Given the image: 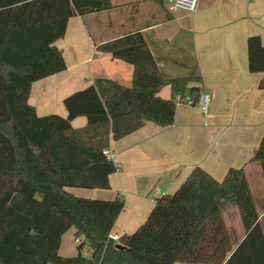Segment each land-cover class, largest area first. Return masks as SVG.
I'll use <instances>...</instances> for the list:
<instances>
[{
  "label": "trees",
  "instance_id": "1",
  "mask_svg": "<svg viewBox=\"0 0 264 264\" xmlns=\"http://www.w3.org/2000/svg\"><path fill=\"white\" fill-rule=\"evenodd\" d=\"M111 8L110 0H0V264H264V234L242 167H230L219 181L194 166L117 242L108 234L123 198L68 191L108 189L116 170L103 154L109 133L118 140L146 121L169 126L176 97L194 105L200 93L189 86L199 77L164 78L136 30L96 47L131 65L129 86L95 78L62 100L65 116L38 115L28 102L31 85L65 70L54 42L67 20ZM246 48L248 70L263 73L258 87L264 90L260 36H248ZM164 86L168 98L158 94ZM78 116L86 118L84 128L72 127ZM249 160L260 162L264 173V134ZM229 206L238 213L240 237L226 226ZM71 227L77 254L61 256V236ZM84 248L89 256L81 254Z\"/></svg>",
  "mask_w": 264,
  "mask_h": 264
},
{
  "label": "crops",
  "instance_id": "2",
  "mask_svg": "<svg viewBox=\"0 0 264 264\" xmlns=\"http://www.w3.org/2000/svg\"><path fill=\"white\" fill-rule=\"evenodd\" d=\"M110 1L109 10L67 20L64 36L54 42L65 60V70L31 85L28 102L38 115L65 116L62 100L95 78L129 86L131 65L96 47L136 30L164 78L199 77V83L189 86H198L210 96L206 114L180 104L169 126L146 121L118 140L109 133L106 149L113 155L116 170L108 177L109 188L92 189V194L99 197L96 199L124 200L110 233L133 232L146 219L155 199L173 193L198 166L219 181L230 167L243 168L264 234L263 168L260 162L249 160L264 134V90L258 87L263 73L249 72L246 48L250 35H259L264 44V0H197L190 13L169 9L166 0ZM158 94L168 98L169 86ZM71 125L84 128L86 118L78 116ZM226 211V226L242 236L236 209L229 206ZM232 211L238 225L230 228ZM74 231L71 227L61 236L59 255L77 254Z\"/></svg>",
  "mask_w": 264,
  "mask_h": 264
},
{
  "label": "built area",
  "instance_id": "3",
  "mask_svg": "<svg viewBox=\"0 0 264 264\" xmlns=\"http://www.w3.org/2000/svg\"><path fill=\"white\" fill-rule=\"evenodd\" d=\"M166 2L169 9L180 10L186 13L193 12L197 4V0H166ZM209 100L210 96L207 92H200L197 102L194 105L191 104L190 100H181L178 96L176 97V105L183 104L189 107H194L199 109L203 114H206L209 107ZM103 154L107 157L108 160L112 161L113 155L109 153L107 149L103 150ZM119 237L120 236L118 234H108V239H111L114 242H117Z\"/></svg>",
  "mask_w": 264,
  "mask_h": 264
},
{
  "label": "rangeland",
  "instance_id": "4",
  "mask_svg": "<svg viewBox=\"0 0 264 264\" xmlns=\"http://www.w3.org/2000/svg\"><path fill=\"white\" fill-rule=\"evenodd\" d=\"M69 189H72L71 191L74 193V192H76L77 193V191L78 190H80V189H84V190H86L87 192L86 193H84V194H82V195H79V196H83V197H85V196H92V198H99V197H95L96 195H94V194H92V191H94V190H92V189H86V188H74V187H71V188H68V191L69 192H71ZM71 192V193H72ZM157 192H158V190H156V194H157ZM87 194H90V195H87ZM85 198H90V197H85ZM227 210V209H226ZM227 212V211H226ZM230 213V218L232 219V220H230V228H233V227H235V226H237L238 225V220H237V218L235 217L236 216V214H235V212H229ZM231 230V229H230ZM233 233H234V235L236 236V237H240V233H238L236 230H235V228L233 229V230H231ZM234 236V237H235ZM237 239V238H236ZM82 254H83V256H89L90 255V252H88V251H86V250H84V251H82Z\"/></svg>",
  "mask_w": 264,
  "mask_h": 264
},
{
  "label": "water",
  "instance_id": "5",
  "mask_svg": "<svg viewBox=\"0 0 264 264\" xmlns=\"http://www.w3.org/2000/svg\"><path fill=\"white\" fill-rule=\"evenodd\" d=\"M116 247H121V246H119V244H117Z\"/></svg>",
  "mask_w": 264,
  "mask_h": 264
}]
</instances>
